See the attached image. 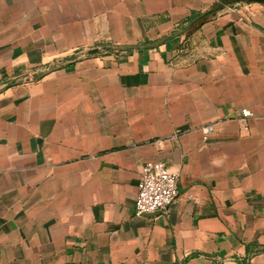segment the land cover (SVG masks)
<instances>
[{"label": "crops", "instance_id": "0c3cea01", "mask_svg": "<svg viewBox=\"0 0 264 264\" xmlns=\"http://www.w3.org/2000/svg\"><path fill=\"white\" fill-rule=\"evenodd\" d=\"M222 1L0 0V264H264V4Z\"/></svg>", "mask_w": 264, "mask_h": 264}, {"label": "built area", "instance_id": "2783aa9c", "mask_svg": "<svg viewBox=\"0 0 264 264\" xmlns=\"http://www.w3.org/2000/svg\"><path fill=\"white\" fill-rule=\"evenodd\" d=\"M243 118L250 117L248 110H242ZM245 127L244 121H242ZM213 133V126L202 128L203 140ZM178 197V175L169 171L161 162H146L142 165L137 194L134 200V214L137 217L164 212Z\"/></svg>", "mask_w": 264, "mask_h": 264}, {"label": "water", "instance_id": "95a60500", "mask_svg": "<svg viewBox=\"0 0 264 264\" xmlns=\"http://www.w3.org/2000/svg\"><path fill=\"white\" fill-rule=\"evenodd\" d=\"M235 3H259V4H264V0H229V1H222L218 4L216 11L218 9H223L224 7L231 5V4H235ZM110 49L108 47H103V48H99V49H88V50H84L81 52L80 54V58H88L91 56H99L102 54H107L109 53ZM72 60L69 59L67 62L70 63ZM63 64H59L58 66L56 65H51L46 67L44 70H35L33 72L28 73L27 77L25 78L26 80H33L36 78H39L45 74H48L54 70H56L57 68L61 67ZM19 81H11L7 84H5L3 86V88H7L10 86L15 85L16 83H18ZM2 87H0L1 90Z\"/></svg>", "mask_w": 264, "mask_h": 264}, {"label": "trees", "instance_id": "16d2710c", "mask_svg": "<svg viewBox=\"0 0 264 264\" xmlns=\"http://www.w3.org/2000/svg\"><path fill=\"white\" fill-rule=\"evenodd\" d=\"M217 11H220V10H217ZM213 13H214L213 11H210V12L205 13L203 16H208V15H211Z\"/></svg>", "mask_w": 264, "mask_h": 264}, {"label": "rangeland", "instance_id": "374dc122", "mask_svg": "<svg viewBox=\"0 0 264 264\" xmlns=\"http://www.w3.org/2000/svg\"><path fill=\"white\" fill-rule=\"evenodd\" d=\"M21 81H25V79L23 80V79H20Z\"/></svg>", "mask_w": 264, "mask_h": 264}]
</instances>
